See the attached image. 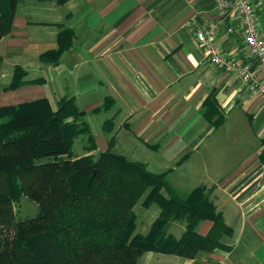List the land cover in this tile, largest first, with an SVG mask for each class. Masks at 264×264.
<instances>
[{"label": "crops", "instance_id": "obj_1", "mask_svg": "<svg viewBox=\"0 0 264 264\" xmlns=\"http://www.w3.org/2000/svg\"><path fill=\"white\" fill-rule=\"evenodd\" d=\"M228 1L20 0L0 37V106L73 97L99 151L150 153L137 161L211 190L230 248L182 264H264V91L211 63L190 24L217 22L212 43L264 82ZM252 2L264 38V0Z\"/></svg>", "mask_w": 264, "mask_h": 264}, {"label": "trees", "instance_id": "obj_2", "mask_svg": "<svg viewBox=\"0 0 264 264\" xmlns=\"http://www.w3.org/2000/svg\"><path fill=\"white\" fill-rule=\"evenodd\" d=\"M19 1L1 0L0 37L10 32ZM19 82L17 74L13 85ZM210 109L209 120L217 104ZM83 114L69 96L57 108L47 98L0 106V264H138L146 252L196 259L230 248L233 229L209 188L198 185L180 198L168 173L112 148L99 151ZM24 195L38 202L35 217L17 216L14 205ZM144 195L160 213L141 235L135 205ZM174 221L186 224L180 238L168 233ZM205 221L211 227L202 234Z\"/></svg>", "mask_w": 264, "mask_h": 264}, {"label": "rangeland", "instance_id": "obj_3", "mask_svg": "<svg viewBox=\"0 0 264 264\" xmlns=\"http://www.w3.org/2000/svg\"><path fill=\"white\" fill-rule=\"evenodd\" d=\"M85 120L87 121L88 119ZM84 141H85V137L80 136L79 138H77L74 144V150H76L78 154H80L79 152L81 151ZM127 155L132 160H138V159L139 160L145 159L151 161L154 160V157H152L150 153H141L138 155L127 154ZM148 168L153 172L156 171L154 169H157L154 166H149ZM185 176L187 177L186 170L182 168L176 169L175 171H171L167 176V180L171 182L173 185H175L178 191L176 192V195H178L180 198H183L189 191L193 189V187H195V185H198L195 182L188 180ZM145 199H146V195L142 196L141 199H139V201L135 205V212H136L135 233L141 235L148 234V232L151 230L153 222L156 220V218L159 216L160 213V208L158 205L156 204L145 205ZM14 209L17 213V216L22 219L35 217L38 211L40 210L38 202L28 197V195L22 196L20 201L15 203ZM1 229L6 230V227L1 226L0 230ZM185 230H186L185 222L174 221V222H170L168 225V233L173 234L177 238L182 237ZM154 253L155 252L153 253L146 252L145 254H143L138 260V264H182L181 263L182 259H180L175 255H163V254H158V253L154 254ZM199 256L208 257L207 254L204 255V253L203 255L201 254ZM195 264L198 263L196 262Z\"/></svg>", "mask_w": 264, "mask_h": 264}, {"label": "built area", "instance_id": "obj_4", "mask_svg": "<svg viewBox=\"0 0 264 264\" xmlns=\"http://www.w3.org/2000/svg\"><path fill=\"white\" fill-rule=\"evenodd\" d=\"M237 12L240 17L244 32L245 42L250 53L264 64V38L261 33V25L257 6L252 0H229L221 4ZM196 28V36L200 43L206 45L207 59L214 64L221 65L227 72H240L242 77L264 91V82L256 79L249 66L239 65L232 58L223 54L221 49L214 45L210 38L217 32V22H210L206 27L201 26L193 18L190 21Z\"/></svg>", "mask_w": 264, "mask_h": 264}]
</instances>
